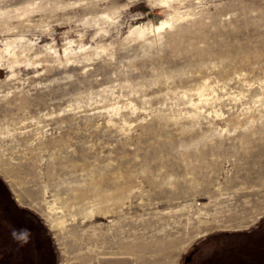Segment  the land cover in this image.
<instances>
[{"label": "rangeland", "instance_id": "1", "mask_svg": "<svg viewBox=\"0 0 264 264\" xmlns=\"http://www.w3.org/2000/svg\"><path fill=\"white\" fill-rule=\"evenodd\" d=\"M164 1L0 0V215L50 264H264V0Z\"/></svg>", "mask_w": 264, "mask_h": 264}, {"label": "flooded vegetation", "instance_id": "2", "mask_svg": "<svg viewBox=\"0 0 264 264\" xmlns=\"http://www.w3.org/2000/svg\"><path fill=\"white\" fill-rule=\"evenodd\" d=\"M5 208L9 211H1L3 220L1 221L0 257L2 261L6 262L7 258H12L15 264H50L49 259L53 258V251L41 222L34 215L18 209L10 199ZM24 230L28 233L26 241L14 237V232L19 234Z\"/></svg>", "mask_w": 264, "mask_h": 264}, {"label": "bare ground", "instance_id": "3", "mask_svg": "<svg viewBox=\"0 0 264 264\" xmlns=\"http://www.w3.org/2000/svg\"><path fill=\"white\" fill-rule=\"evenodd\" d=\"M164 3H166L167 4V1L165 0L164 1ZM180 18H181V16H180ZM176 20H173L172 21V19H163V20H161L158 24H155V25H152L151 27H150V29L152 30V31H160V30H162V29H164L165 27H167V26H172L173 24H174V22H175ZM149 29V28H148ZM147 30V29H146ZM150 31V30H149ZM133 32H136L137 34H139V35H143L144 33H146L145 32V29H141L140 27H135V29H134V31ZM133 32H131V33H133ZM264 213V210L263 211H261V212H258L257 214H256V216H255V219L256 218H259L262 214ZM255 219H251L250 221H253V220H255ZM47 220V222H48V225H49V227H50V229H52L53 230V222H54V220H48V219H46ZM241 223V222H240ZM64 225V221H62V220H60L58 223H57V226H59L60 227V229H61V226H63ZM246 226H248V225H245V224H243V225H240V224H238V225H235L234 227H238V228H243V227H246ZM218 227H220V226H218ZM214 228L213 227H207V228H205V229H201L200 231H199V234L197 235V237H201V236H204V235H206L208 232H210V231H212ZM122 254H123V252H122ZM171 257V256H170ZM178 257H179V255H177L176 257H174V258H172L170 261H168V263H166V264H177V260H178ZM109 258H113V260H110L111 261V263L112 264H125V263H128V260L127 259H124L123 258V256H110ZM155 263V262H154ZM160 263V262H159Z\"/></svg>", "mask_w": 264, "mask_h": 264}, {"label": "crops", "instance_id": "4", "mask_svg": "<svg viewBox=\"0 0 264 264\" xmlns=\"http://www.w3.org/2000/svg\"><path fill=\"white\" fill-rule=\"evenodd\" d=\"M201 245H192L191 247H188L183 254L180 256V260L186 256H189L190 258V262L193 261V257L196 255L195 252L198 250V248H200Z\"/></svg>", "mask_w": 264, "mask_h": 264}, {"label": "clouds", "instance_id": "5", "mask_svg": "<svg viewBox=\"0 0 264 264\" xmlns=\"http://www.w3.org/2000/svg\"><path fill=\"white\" fill-rule=\"evenodd\" d=\"M13 235H14V237H17L18 239H21V240H25L26 241L27 236H28V233H27L26 230H24V231L20 232L19 234H17V233L14 232Z\"/></svg>", "mask_w": 264, "mask_h": 264}, {"label": "trees", "instance_id": "6", "mask_svg": "<svg viewBox=\"0 0 264 264\" xmlns=\"http://www.w3.org/2000/svg\"><path fill=\"white\" fill-rule=\"evenodd\" d=\"M2 190V192L6 195V198H9L8 196H7V192H6V190H5V188H3V189H1ZM2 193V194H3ZM5 195H4V197H5ZM3 220V216L2 215H0V238H1V235H2V224H1V221Z\"/></svg>", "mask_w": 264, "mask_h": 264}]
</instances>
